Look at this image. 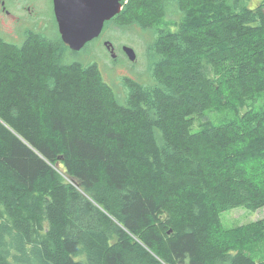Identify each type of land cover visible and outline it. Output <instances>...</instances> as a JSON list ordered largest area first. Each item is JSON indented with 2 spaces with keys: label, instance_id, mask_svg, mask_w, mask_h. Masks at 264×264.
<instances>
[{
  "label": "trees",
  "instance_id": "16d2710c",
  "mask_svg": "<svg viewBox=\"0 0 264 264\" xmlns=\"http://www.w3.org/2000/svg\"><path fill=\"white\" fill-rule=\"evenodd\" d=\"M121 1L154 33L123 103L59 38L0 36V264H264V218L220 220L264 206V0Z\"/></svg>",
  "mask_w": 264,
  "mask_h": 264
},
{
  "label": "rangeland",
  "instance_id": "374dc122",
  "mask_svg": "<svg viewBox=\"0 0 264 264\" xmlns=\"http://www.w3.org/2000/svg\"><path fill=\"white\" fill-rule=\"evenodd\" d=\"M33 1L37 2V6L44 15L48 14V0ZM130 27V29H126L117 26L111 33L115 43L116 59H112L106 54L101 44L98 43H93L88 46L85 50L75 55V57L67 58L68 60L78 59L82 62H96L104 81L113 88L121 103L124 102L128 93V88L126 86L127 79H132L143 84H148L152 81L150 70L152 56L147 50V47L148 44L152 42L154 33L151 29H142V27L132 23ZM108 34L109 32H107V35ZM0 36L5 40H8L7 36ZM14 37L15 36H13V38ZM13 38H10L9 41L16 43L22 42V37ZM122 44H126L133 48L136 54L135 60L131 61L127 57L121 47ZM204 68L205 74L212 77L213 73L211 67L207 63H204ZM259 104V100H256L255 102L250 100L245 106H237L238 113L239 115L243 114L247 111L248 107L257 108ZM230 111L231 110L225 107L215 114L206 113V117L195 120L192 129H199V120L200 122H204L207 119L212 120L213 122L227 120L231 115ZM261 218H264V206L259 207L256 210L239 206L220 212L221 223L226 229L241 226ZM244 251L254 260H262L264 259V241L244 245Z\"/></svg>",
  "mask_w": 264,
  "mask_h": 264
},
{
  "label": "flooded vegetation",
  "instance_id": "af4514ba",
  "mask_svg": "<svg viewBox=\"0 0 264 264\" xmlns=\"http://www.w3.org/2000/svg\"><path fill=\"white\" fill-rule=\"evenodd\" d=\"M47 5L48 14L44 15L37 6V2L33 0H0V35L7 36L8 41L13 36H15L14 38L22 37L23 41L28 35L32 34L46 39L54 38L58 40L59 38L68 50L66 59L75 57L88 46L98 43L101 44L105 53L110 57L111 49H113L115 57L111 58L116 59L115 43L111 33L117 26L130 29L131 23L116 24V14L103 22L102 30L98 36L87 41L81 49L73 50L61 38L54 15L53 0H48ZM107 32H109L108 35ZM124 45L126 44H122L121 47Z\"/></svg>",
  "mask_w": 264,
  "mask_h": 264
},
{
  "label": "water",
  "instance_id": "95a60500",
  "mask_svg": "<svg viewBox=\"0 0 264 264\" xmlns=\"http://www.w3.org/2000/svg\"><path fill=\"white\" fill-rule=\"evenodd\" d=\"M121 9V0H53L61 38L73 50L81 49L87 41L98 36L103 22L118 14ZM122 48L131 61L135 60L133 48L127 45ZM111 50V57L114 58L115 53ZM166 215H161V219L164 220Z\"/></svg>",
  "mask_w": 264,
  "mask_h": 264
}]
</instances>
